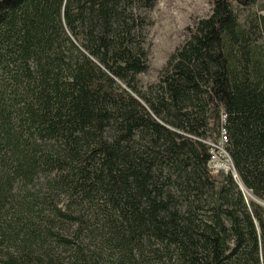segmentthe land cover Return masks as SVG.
Here are the masks:
<instances>
[{
    "label": "trees",
    "instance_id": "16d2710c",
    "mask_svg": "<svg viewBox=\"0 0 264 264\" xmlns=\"http://www.w3.org/2000/svg\"><path fill=\"white\" fill-rule=\"evenodd\" d=\"M154 2L0 0V264H264V1L140 89Z\"/></svg>",
    "mask_w": 264,
    "mask_h": 264
},
{
    "label": "rangeland",
    "instance_id": "374dc122",
    "mask_svg": "<svg viewBox=\"0 0 264 264\" xmlns=\"http://www.w3.org/2000/svg\"><path fill=\"white\" fill-rule=\"evenodd\" d=\"M212 1L155 0L152 8L144 12L146 25L142 30V47L147 51V68L136 76L138 88L144 89L156 82L168 56L187 38L195 21L209 15ZM214 153L217 168L221 172L231 170L229 159L219 142Z\"/></svg>",
    "mask_w": 264,
    "mask_h": 264
},
{
    "label": "built area",
    "instance_id": "2783aa9c",
    "mask_svg": "<svg viewBox=\"0 0 264 264\" xmlns=\"http://www.w3.org/2000/svg\"><path fill=\"white\" fill-rule=\"evenodd\" d=\"M218 142L223 146V144L225 143V134L224 132L221 130L220 132V137L218 139ZM209 145V147H211V150H210V159H209V162H208V168L210 170H217V166L215 165V162H216V155L214 152H216V146L217 145H212L210 143H207ZM225 153V152H224ZM226 155V154H225Z\"/></svg>",
    "mask_w": 264,
    "mask_h": 264
},
{
    "label": "water",
    "instance_id": "95a60500",
    "mask_svg": "<svg viewBox=\"0 0 264 264\" xmlns=\"http://www.w3.org/2000/svg\"><path fill=\"white\" fill-rule=\"evenodd\" d=\"M234 178H236V175L234 174ZM240 189L243 190V188L240 186Z\"/></svg>",
    "mask_w": 264,
    "mask_h": 264
},
{
    "label": "bare ground",
    "instance_id": "6f19581e",
    "mask_svg": "<svg viewBox=\"0 0 264 264\" xmlns=\"http://www.w3.org/2000/svg\"><path fill=\"white\" fill-rule=\"evenodd\" d=\"M217 170H220V169H217ZM225 172H227V171H225ZM234 174H235V173H234ZM234 174H233V175H234Z\"/></svg>",
    "mask_w": 264,
    "mask_h": 264
}]
</instances>
